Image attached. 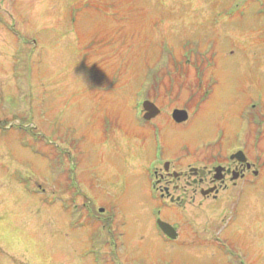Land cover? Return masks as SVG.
Segmentation results:
<instances>
[{
    "label": "rangeland",
    "instance_id": "rangeland-1",
    "mask_svg": "<svg viewBox=\"0 0 264 264\" xmlns=\"http://www.w3.org/2000/svg\"><path fill=\"white\" fill-rule=\"evenodd\" d=\"M0 5V15H8L0 16V264L99 263L91 260V246L85 258L92 206L116 215L125 245L117 248L119 264H132V256L135 263L143 255L163 259L140 167L153 148L156 156L178 158L215 141L226 152L249 143L252 160L263 163L264 181V106L257 105L260 138L247 135L241 117L249 102L264 99V0ZM185 51L212 57L203 63L201 83L190 57L187 64H169L168 77L146 90L147 69ZM146 93L162 108L149 123L138 106ZM176 107L187 108L189 119L172 120ZM235 201H218L196 222L217 231L238 207L230 243L245 241L246 262L264 264V183ZM170 220L184 224L180 216ZM148 232L153 237L141 236ZM223 249L236 251L227 243ZM186 250L194 264L207 260L190 255L218 254L211 243Z\"/></svg>",
    "mask_w": 264,
    "mask_h": 264
},
{
    "label": "flooded vegetation",
    "instance_id": "flooded-vegetation-1",
    "mask_svg": "<svg viewBox=\"0 0 264 264\" xmlns=\"http://www.w3.org/2000/svg\"><path fill=\"white\" fill-rule=\"evenodd\" d=\"M260 95L262 94L260 93ZM201 146V148L178 158H170L160 153L155 159H153L155 156L153 148L152 157L146 163L141 164L146 200L149 202L147 209L152 219V232L158 239L165 257L159 260L153 255H143L142 261L135 263L137 261L132 256V264H194L191 259H186L189 255L186 248H201L208 243L215 245L218 254L213 252L208 255H190L207 260L198 264H245L250 258L246 251L247 243L245 241L242 242L243 245L230 243L236 233L230 228L231 219H236L237 212H239L238 207L232 210L233 216L217 231L210 224L200 226L196 222V216L209 214L210 207L218 201L230 203L229 200L237 199L235 204L240 203L250 187L257 183H264L263 163L256 159L252 160L248 150L249 143L242 148L246 157L244 161L231 158V152L227 153L219 144L209 143ZM151 162H153L152 165H150ZM225 196L226 199H224ZM91 215V219L96 222L93 225L100 228L99 235H102L100 245L103 247L105 255L107 256L109 253L115 260L120 261L122 255L117 248H122L124 245L120 242L122 230L109 235L108 222L113 216L102 215L101 212H96L93 206ZM174 216L183 218V226L176 220H170ZM158 218L173 225L175 228L174 238L162 231L157 224ZM113 228L117 229L114 225ZM102 230L103 234H101ZM94 233L97 234V231ZM150 233H143L141 236L143 238L153 237ZM226 243L234 246L236 251L229 254L227 250L223 249ZM108 247H110V251H108ZM151 259L153 261H150ZM210 261L214 263H210Z\"/></svg>",
    "mask_w": 264,
    "mask_h": 264
},
{
    "label": "water",
    "instance_id": "water-1",
    "mask_svg": "<svg viewBox=\"0 0 264 264\" xmlns=\"http://www.w3.org/2000/svg\"><path fill=\"white\" fill-rule=\"evenodd\" d=\"M144 107L147 109V113L145 114L146 118H150L151 116L158 113L159 109L155 106L154 103L146 100L144 101ZM173 118L177 121H183L187 118V112L183 109H175L172 114ZM238 156V152L235 154ZM160 224L164 231L170 233V231H173V229L170 228V225L165 221H160Z\"/></svg>",
    "mask_w": 264,
    "mask_h": 264
},
{
    "label": "bare ground",
    "instance_id": "bare-ground-1",
    "mask_svg": "<svg viewBox=\"0 0 264 264\" xmlns=\"http://www.w3.org/2000/svg\"><path fill=\"white\" fill-rule=\"evenodd\" d=\"M148 152V151H147Z\"/></svg>",
    "mask_w": 264,
    "mask_h": 264
}]
</instances>
